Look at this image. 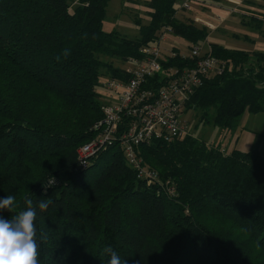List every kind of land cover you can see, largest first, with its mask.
<instances>
[{
	"label": "trees",
	"instance_id": "trees-1",
	"mask_svg": "<svg viewBox=\"0 0 264 264\" xmlns=\"http://www.w3.org/2000/svg\"><path fill=\"white\" fill-rule=\"evenodd\" d=\"M178 1L147 2L151 21L135 20L140 35L129 38L104 30L109 0H0V198L16 199L13 211L0 215L26 210V199L48 203L35 220L39 264H109V248L121 264H251L198 216L207 209L264 246V157L257 150L225 153L192 135L153 140L138 148L159 174L151 185L129 166L119 140L87 169L80 166L78 150L104 118L101 78L130 77L114 62L145 60L144 48L165 27L191 45L208 39L207 28L177 18ZM260 17L252 24L262 32ZM211 49L219 70L203 80L186 111L232 132L246 114L264 113V52L216 43ZM189 64L176 57L164 67ZM162 80L148 78L145 88Z\"/></svg>",
	"mask_w": 264,
	"mask_h": 264
},
{
	"label": "built area",
	"instance_id": "built-area-1",
	"mask_svg": "<svg viewBox=\"0 0 264 264\" xmlns=\"http://www.w3.org/2000/svg\"><path fill=\"white\" fill-rule=\"evenodd\" d=\"M190 1L194 0H187L183 7L189 8ZM194 23L199 25L201 21L195 19ZM209 27L215 30L214 26ZM167 35L173 37L165 27L158 32L157 43L144 48L146 59L130 62L133 68L127 70L128 80L110 79L105 85L110 95L103 105L104 118L97 135L78 150L81 168L87 169L101 150L119 140L127 163L138 178L149 185L160 183L158 172L145 166L139 146L153 140L170 142L191 135L183 119L186 105L203 80L219 70L209 39L197 45L174 41L165 53L163 44ZM176 57L188 59L191 64L184 68L164 67L168 59ZM157 74L163 75L162 85L145 88L146 80Z\"/></svg>",
	"mask_w": 264,
	"mask_h": 264
},
{
	"label": "rangeland",
	"instance_id": "rangeland-1",
	"mask_svg": "<svg viewBox=\"0 0 264 264\" xmlns=\"http://www.w3.org/2000/svg\"><path fill=\"white\" fill-rule=\"evenodd\" d=\"M127 1L128 0H109L104 22V30L106 32L117 31L129 38H136L140 35L139 27L133 23L126 12V6L124 7V5ZM180 1L181 0L176 3V7ZM233 1H190L188 3L189 8H185L183 5L181 6L182 9L190 11H188L189 15L187 13L185 18L182 17L181 19L188 21L186 16H197V19L201 21V23H199V25L197 24V26L199 28H204L206 26L210 30V46L213 43L225 45L226 42H237L238 40L236 41L234 36L240 37V41L243 39V36H247L252 41V43L247 42L249 46L253 47L256 51L264 52V38L261 36L260 30L252 24L253 18H257L259 21L262 20V17L260 16L264 15V0H246L248 3L254 2L252 4H255V7L251 6V4L249 6L244 4V6L248 9H245V7H235L231 9L230 7L233 3L235 5L237 4ZM184 3H187V0H182L181 4ZM245 12L253 13V15L247 16ZM146 21H149V16ZM146 21L143 22L144 25L148 23ZM242 21H244L245 24H243ZM209 26H214V32ZM262 29L264 30V26ZM166 38L168 40L163 44L165 46L163 47L165 53L169 51V48L172 47L174 41L185 43L184 41L169 35H167ZM102 59L106 61L110 60L107 57H102ZM114 66L123 70L133 68V65L130 63L123 64L120 62H114ZM109 80L110 78L107 76L101 78L103 86L99 89V91L102 95L104 103H106V100L110 95V92H108L105 88V85ZM255 116L256 115L251 114L252 122L249 124L250 127H248V129L252 127V129H254L253 131H256V133H249V131L242 130L241 126L235 131L225 133L222 129L215 127L214 125L200 124L199 115L194 110H190L188 112L185 110L183 119L187 121L190 134L192 136L208 144L220 145L224 152L230 153L236 149V143L240 137L243 138V141L241 140L237 149L240 148L244 151H252L254 148L259 149L264 145V135L257 133V131H263L264 129V115ZM93 171L95 172V170ZM198 216L204 223L208 224L215 231L228 235L232 242L241 248L242 252L247 256L251 264H264V246L260 244L259 238L237 225L235 220L223 215L215 209H207Z\"/></svg>",
	"mask_w": 264,
	"mask_h": 264
},
{
	"label": "clouds",
	"instance_id": "clouds-1",
	"mask_svg": "<svg viewBox=\"0 0 264 264\" xmlns=\"http://www.w3.org/2000/svg\"><path fill=\"white\" fill-rule=\"evenodd\" d=\"M51 182H49V187ZM44 192H47L45 187ZM27 209L19 214L5 219L0 215V264H39V245L37 243V229L35 220L37 208L42 212L48 208V203L41 200L33 206L31 199H26ZM16 199L13 195L0 198V213L13 211ZM110 252L109 264H121L118 255ZM127 264V261L124 262Z\"/></svg>",
	"mask_w": 264,
	"mask_h": 264
},
{
	"label": "crops",
	"instance_id": "crops-1",
	"mask_svg": "<svg viewBox=\"0 0 264 264\" xmlns=\"http://www.w3.org/2000/svg\"><path fill=\"white\" fill-rule=\"evenodd\" d=\"M75 2L77 1V0H74ZM150 0H128L126 3H125V5H124V7L126 6V12H127V14H128V16L131 18V20L133 21V23L134 24H136L135 23V20H140L141 22H142V25H144V23L143 22H145L147 19H148V16H149V21H146V22H148L147 24H145V25H148L149 23H150V21H151V17H150V9L147 7V2H149ZM199 1V0H198ZM207 1V0H206ZM205 0H204V2H206ZM233 1V0H232ZM245 1V2H244ZM252 1H255V0H252ZM197 2V1H196ZM233 2H235V3H237L236 5L233 3L232 5H231V9H233V8H235V7H245V9H248V8H246V6H244V4L246 5L247 4V6H249L250 4H251V6H253V7H255L252 3H254V2H252V3H248V2H246V0H235V1H233ZM77 3V2H76ZM75 3V4H76ZM182 0L180 1V3L177 5V18L179 19V20H182L181 18L182 17H184L185 18V15H187V13H188V11L189 10H184V9H182L181 8V6H182ZM181 4V5H180ZM243 5V6H242ZM247 11H249V10H247ZM190 12V11H189ZM235 12V11H234ZM182 13V14H181ZM245 14L247 15V16H251V15H253V13H248V12H245ZM188 15H189V13H188ZM186 19H188L189 21H193L194 22V20L195 19H197V16H186ZM184 21V20H183ZM144 25V26H145ZM197 25V24H196ZM264 26V25H263ZM204 28H207L208 30H209V28L208 27H204ZM210 31V30H209ZM213 32H214V30H212ZM262 32H264V30L262 29ZM262 32H260L261 33V36L264 38V34L262 33ZM209 37H210V34H209ZM209 37H208V39H209ZM174 38H176V39H180V38H177V37H174ZM243 39V41L241 42L239 39H235L237 42H226L225 43V45H223V46H225V48H227V49H230V50H244V51H248V52H253V51H256L253 47H251V46H249L248 44H247V42H248V40H246V38H245V36H243L242 37ZM245 38V39H244ZM248 38V37H247ZM234 39V38H233ZM181 40V39H180ZM182 41H184V40H182ZM186 42V41H185ZM187 43V42H186ZM216 44H219V43H216ZM221 45V44H220ZM259 52H263V51H259ZM258 115H264V113H261V114H257L255 117H257ZM260 119H263V118H260ZM252 122V118H251V114H246L244 117H243V119H242V121H241V127H242V130H246V131H249V133H256V131H253L254 129H252V127L250 128V129H248V127H250V123ZM251 131V132H250ZM257 133L259 134H262V135H264V129H263V131H257ZM243 138H239L238 139V141H237V143H236V145H237V147L239 146V144H240V142H241V140H242ZM243 141V140H242ZM237 147H236V149H237ZM238 150H240V151H243V152H249V151H244L243 149H238ZM254 150H257V151H259L260 153H261V155L264 157V145L261 147V148H259V149H257V148H254ZM253 151V150H252ZM226 153V152H225Z\"/></svg>",
	"mask_w": 264,
	"mask_h": 264
}]
</instances>
